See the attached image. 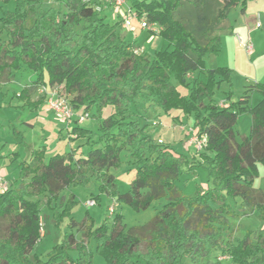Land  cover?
Instances as JSON below:
<instances>
[{"label":"trees","instance_id":"1","mask_svg":"<svg viewBox=\"0 0 264 264\" xmlns=\"http://www.w3.org/2000/svg\"><path fill=\"white\" fill-rule=\"evenodd\" d=\"M13 1V10L0 16V76L25 66L36 75L37 86H62L72 94L74 109L100 114L111 106L113 114L101 120L97 140L84 157L55 153L45 160V148H40L31 150L29 161L18 162L16 178L0 192V264H93V251L104 264H185L184 259L209 264L215 249L232 264H264V189L253 185L258 164L264 165V84L252 87L261 95L254 105L246 89L236 101L220 106L213 102L214 90L220 82L231 85L232 69L207 68L204 59L220 54V31L232 29L228 12L239 5L244 11L247 0H129L138 20L144 17L150 27L159 26L156 32L150 28V34L167 42L147 58L119 37V20L107 19L108 4L103 1L63 0L64 10L45 7L44 0ZM29 93L26 87L18 95L22 105L38 107L42 100L31 101ZM226 94L229 99L231 91ZM138 105L196 114V134L206 139L199 166L206 170L210 186H197L191 196L183 193L176 180L185 155L175 156L170 144L146 132V123L136 118ZM243 112L251 115V125L238 142L235 124ZM13 132L21 144V134ZM73 132L87 140L96 135L78 125ZM125 150L135 163V177L121 193L109 169L119 166ZM187 167L193 171L192 165ZM93 177L102 194L137 212L156 200L166 201L148 222L126 229L117 212L110 225L103 221L93 227L89 215L77 223L68 212L71 196L55 217L59 221L68 215L71 227L84 230L82 237L67 233L46 259H30L41 237L39 201L34 197L48 195L49 203L61 190L86 185ZM230 198H240L258 211L263 228L255 238L247 231L221 247L224 231L231 230L225 217L233 213ZM143 243L145 251L140 250Z\"/></svg>","mask_w":264,"mask_h":264},{"label":"rangeland","instance_id":"2","mask_svg":"<svg viewBox=\"0 0 264 264\" xmlns=\"http://www.w3.org/2000/svg\"><path fill=\"white\" fill-rule=\"evenodd\" d=\"M129 3V0H126L125 5L121 6L119 11L107 5L104 7V12L110 22L119 20L116 26L119 37L131 41V49H139L140 53L147 58L154 50L163 49L161 39L150 36L152 26L149 25L146 28L133 26V24L129 28L122 27L121 14ZM43 4L45 7L51 6L64 10L63 0H44ZM13 8V0L6 3L0 2V16ZM228 19L232 24V29L230 32H220L223 40L220 56L208 54L204 58L207 68L228 67L232 69L231 85L227 82H220L218 88L214 90L213 102L220 106L227 105L229 101H236L246 89H249L248 102L254 105L260 100L261 95L252 87L256 83L264 84V0H247L244 11H241L240 5L236 6L228 12ZM140 20H145V18ZM155 27L157 30V26ZM239 37L242 41H249L252 44L253 52L246 53L240 44ZM186 76L187 81H191L192 74L187 73ZM35 78L36 75L25 66H22L19 71L5 72L0 76V173L7 184L17 175V163L23 159L30 160L32 149L45 148V160L55 153H71L75 159L84 157L91 144L97 140V129L101 120L113 114L111 106L102 109L100 114L93 109L83 110L82 107L74 109L70 103L73 95L68 94L62 86H37L34 84ZM174 85L181 93H187L186 88L176 82ZM26 87L30 92V100H42L38 107L31 108L22 105L24 100H21L18 95ZM228 91H231L229 99L226 94ZM57 97L64 98L72 108L73 115L70 119L62 118L49 108L48 101ZM85 113L89 115V118L79 122L78 116ZM136 118L146 123V132L157 141L170 144L175 156L177 153L185 155L186 164H182L181 174L176 180V184L180 186L184 194L191 196L197 186L203 189L210 186L206 170L199 166L200 154L204 150L198 147L199 137L194 128L196 114L187 115L179 109L165 112L158 108L138 105ZM76 125L96 135L89 140L85 137H77L73 132ZM250 125L251 115L248 112L238 115L235 124L236 141L240 142L242 137L249 133ZM13 130L21 134L23 138L21 144L15 142ZM188 165H192L193 171L187 169ZM109 172L113 174L119 192H126L130 181L135 177V163L127 150L120 153L119 166L110 168ZM253 185L258 189H264V165L262 163L258 164V175ZM98 187L99 183L93 177L86 185H70L61 190L57 197L49 203L48 195L34 197L39 201L41 237L29 254L30 259L34 256L46 259L47 253L67 233L72 232L77 239L82 237L84 230L81 226L71 227L68 215L59 217V221L55 217V212L61 213L67 206L69 215L77 223H81L87 217L86 215H89L93 220V227H97L103 221L110 225L117 212L121 214V222L127 229L148 222L166 201V199L156 200L147 209L137 212L124 203L115 202L107 194H102ZM71 196L73 204L69 206L67 202L70 201ZM90 200L95 201L93 206L88 204ZM229 202L233 213L225 217L231 230L224 231V241L221 247L224 246V242H234L242 238L247 231L252 238H255L263 228L258 211L247 206L240 198H230ZM110 208H112L111 212ZM88 246L92 251L94 250V239L89 240ZM140 250L145 251V243L141 245ZM70 254L76 256V251L70 250ZM92 260L93 264H104L103 258L94 251ZM215 261L220 264H232L220 249H215L206 262L213 264ZM184 262L192 264L188 259H184Z\"/></svg>","mask_w":264,"mask_h":264},{"label":"built area","instance_id":"3","mask_svg":"<svg viewBox=\"0 0 264 264\" xmlns=\"http://www.w3.org/2000/svg\"><path fill=\"white\" fill-rule=\"evenodd\" d=\"M108 5L113 6V9L115 11H119L121 6L125 5L126 0H100ZM99 9V8H98ZM122 21H123V27L124 28H129L132 24L134 25L135 23L138 24L141 28H146L148 27V24L145 20H139L136 18V16L133 14V12L130 10L129 7L125 9V11L122 12ZM134 22V23H133ZM240 44H242L243 48L246 50V52L250 53L252 51V44L247 41L244 42L242 41V38L239 37ZM135 53H140L141 51L139 49L134 50ZM49 108L53 110L56 114L61 116L64 119H70L73 115V110L70 107V105L67 103V101L64 98H52L48 101ZM89 118V115L87 113L82 114L78 116L79 122H83L85 119ZM199 139V148H203L206 139L205 136H201L198 138ZM7 183L4 181L2 174L0 173V192L6 189ZM89 205L93 206L95 204L94 200H90L88 202ZM112 208L109 209L111 212Z\"/></svg>","mask_w":264,"mask_h":264},{"label":"crops","instance_id":"4","mask_svg":"<svg viewBox=\"0 0 264 264\" xmlns=\"http://www.w3.org/2000/svg\"><path fill=\"white\" fill-rule=\"evenodd\" d=\"M138 26V24L137 23H135L133 26ZM156 25H153L152 26V30L154 31L155 30V32L156 31H158L159 30V26H157V30L155 29L156 27H155ZM123 27V26H122ZM124 28V27H123ZM223 31H227V32H230V30H223ZM221 32V31H220ZM129 35V31L127 32V36ZM220 35V34H219ZM150 36H154V37H157L159 40H160V38L157 36V35H155V34H151ZM231 39H232V36L230 37ZM233 40V39H232ZM235 40V39H234ZM222 37H221V35H220V42H221V46H222ZM235 41H237V40H235ZM161 42V46H162V48H165L166 46H167V42L166 41H163V40H161L160 41ZM222 48V47H221ZM252 50H253V48H252ZM251 52H253V51H251ZM246 53H248V52H246ZM249 54V53H248ZM220 56V55H219ZM205 65H206V63H205ZM31 101H34V100H31ZM15 156H17V154H15ZM17 165H18V163H17ZM16 169H14V171H15ZM17 170H18V166H17ZM3 176V175H2ZM17 176V175H16ZM16 176H14V178H16ZM3 179L5 180V178H4V176H3ZM6 183H7V181H6ZM8 185V184H7Z\"/></svg>","mask_w":264,"mask_h":264}]
</instances>
